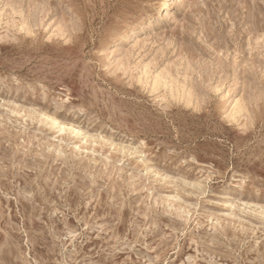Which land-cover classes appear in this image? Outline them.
I'll return each instance as SVG.
<instances>
[{
	"label": "rangeland",
	"instance_id": "374dc122",
	"mask_svg": "<svg viewBox=\"0 0 264 264\" xmlns=\"http://www.w3.org/2000/svg\"><path fill=\"white\" fill-rule=\"evenodd\" d=\"M0 0V264H264V0Z\"/></svg>",
	"mask_w": 264,
	"mask_h": 264
},
{
	"label": "bare ground",
	"instance_id": "6f19581e",
	"mask_svg": "<svg viewBox=\"0 0 264 264\" xmlns=\"http://www.w3.org/2000/svg\"><path fill=\"white\" fill-rule=\"evenodd\" d=\"M168 2H169V0H165L164 3H163V5L164 6H167L168 5Z\"/></svg>",
	"mask_w": 264,
	"mask_h": 264
}]
</instances>
